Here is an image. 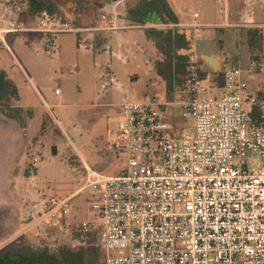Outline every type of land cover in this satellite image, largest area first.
Here are the masks:
<instances>
[{"label": "built area", "instance_id": "built-area-1", "mask_svg": "<svg viewBox=\"0 0 264 264\" xmlns=\"http://www.w3.org/2000/svg\"><path fill=\"white\" fill-rule=\"evenodd\" d=\"M126 3L104 5L100 28L151 27L132 21ZM30 7V0H0V46L9 48L10 35L41 33L52 45L82 31L69 17L47 10L31 15ZM256 75L258 91L249 82ZM186 78V98L174 105L192 130L171 137L158 98H126L114 142L126 166L110 177L88 168L86 184L68 196L40 193L28 217L38 224L42 248L57 251L64 238L79 246L90 240L96 220L75 224L69 217L73 198L92 187L102 190L92 206L105 264H264V66L254 59L247 69H227L220 88L204 81L191 49ZM253 108L261 114L257 123Z\"/></svg>", "mask_w": 264, "mask_h": 264}, {"label": "rangeland", "instance_id": "rangeland-1", "mask_svg": "<svg viewBox=\"0 0 264 264\" xmlns=\"http://www.w3.org/2000/svg\"><path fill=\"white\" fill-rule=\"evenodd\" d=\"M51 1L59 9L57 14L69 16L77 25H82L83 21L93 23L92 19L98 17V13L101 14L100 8L111 4V2H118V0ZM134 1L136 0H126L125 6L128 13L129 3ZM169 1L175 6L177 12L182 14L183 5L181 2L186 3L187 1ZM78 2H92L94 6L90 10L76 14ZM188 12L190 13V9ZM118 17L117 15V24L120 23ZM188 17L192 18L190 15ZM156 27L161 29L169 27V25H154L148 29H156ZM222 35L223 47L221 43L218 44L219 35L212 37L211 47L214 48L216 43L218 51L215 49L217 58L215 61H211L208 56L214 58L213 53L201 54L199 50V44L203 42V39H200L203 36V31L198 34L200 37L197 42L198 61L199 67L201 57L205 63L204 66L207 70L203 71L205 80H212V74H217L218 79L221 78L224 74L225 64L227 69L245 68L249 50H255V53L257 51L249 43L250 34L247 28H242L238 36H235L234 41L224 34ZM78 37L77 33L63 34L50 45L41 33L10 35L7 39L9 48L0 46V69L8 73L18 91L17 94L11 96V105L24 108L20 114L21 120L9 118L0 111V125L12 126L20 131L23 138L21 150L27 156L25 166L24 161L21 163L20 160L16 164L14 151L18 147V143L0 142V237L6 232L3 228L7 227L6 222L10 220L12 210L17 209V203L21 201L18 189L29 187L30 176L37 174L41 180L39 184L42 186L40 189V185L36 184V189L42 191L45 197H63L76 193L81 186L86 184L88 176L86 166L101 176L119 175L126 166V160L119 156L114 148L116 134L121 125L118 121L119 111L104 105L107 94L100 102L97 101V95L102 89V76L105 75H110L117 83L132 90H137V87H145L146 82L143 79L138 83L131 81L128 74L132 67L125 66L116 59L108 58L103 64L96 62L94 53L79 50ZM82 40L85 45L90 44L86 38ZM65 45L69 48V56L61 55ZM55 46L58 47L59 54L54 51ZM240 56L241 61L238 60ZM206 63L211 66L208 67ZM59 82L62 86L63 101H59L54 96L55 84ZM185 83H183L184 86ZM183 84L179 85L181 87L179 92L182 93H178V96L170 95V93L165 95L167 101L176 103L186 98ZM109 90H112L111 94L114 95L116 101L121 99L122 93L116 86L110 87ZM144 90L147 91L146 88ZM148 95L138 94L137 101L165 98L155 90L153 93L149 91ZM173 107H175L176 114L171 117L172 119H169V122L175 127V131L179 132V126L185 120L181 118L179 108L175 105ZM34 114L37 116L43 114V116L41 119L34 120ZM24 126H27L28 130H22ZM32 169L34 173H31ZM101 196L102 190H95L92 187L79 192L72 200L69 220L75 224L96 220L97 225L93 229V234L84 246L97 252L100 255V262L104 263L105 252L100 241L101 225L96 219L92 206ZM9 232L8 230L7 233ZM74 235L76 236L77 233ZM4 243V240H0V252L16 247L6 246ZM40 245L41 241L37 246L30 245V248H42ZM66 246L69 249L81 247L72 243Z\"/></svg>", "mask_w": 264, "mask_h": 264}, {"label": "crops", "instance_id": "crops-1", "mask_svg": "<svg viewBox=\"0 0 264 264\" xmlns=\"http://www.w3.org/2000/svg\"><path fill=\"white\" fill-rule=\"evenodd\" d=\"M167 1L180 20V23L177 24L176 26L180 29L187 30L188 35L190 37V44H191L190 50L191 49L195 50L197 56H198L197 42H199L198 40L200 38L198 34L200 33V31H203V36L200 38L203 39L202 40L203 42L199 44V50L201 54L202 53L208 54V52L213 53L212 55L214 56L215 59L213 57L208 56L211 59V61H215L217 58L216 43L214 48L211 47V40L213 35L220 36V38H218L219 39L218 44L220 45L221 43V46L223 47L224 44H223L222 34L229 37L230 40L234 41L235 36H238V33L242 28L244 29L245 28L248 29L249 27L261 28L262 29L261 45L259 48H256L257 49L256 53L255 50L252 49L249 50V52L247 53V59L245 61V68L243 69H247L249 67L250 62L254 59L259 61L260 64L264 66V45H263L264 44V0H175V1H187L186 3L181 2V4L183 5L182 14L177 12L175 6L172 5V3L169 0ZM92 7H90L89 10ZM189 9H190V13L188 12ZM79 13L80 12L76 14ZM189 15L192 16L191 19H189L188 17ZM97 16L98 17H96L94 20L92 19L93 23H91L90 21H83L81 22L82 25H77V23L73 20L75 26L81 28L82 31L68 32V33H77L79 35L77 39L79 50L86 53L88 52L94 53L96 62H99L100 64L105 63L108 58L110 60L116 59L120 61L123 65L132 67L131 72L128 74L131 81L138 83L143 79L146 82L145 87H137L136 88L137 90H132L117 83L115 79L110 75L102 76L103 84L100 93L97 95V101L100 102L101 99L104 97V95L107 94V98L105 100L104 105L109 108L118 109L120 114V118L118 121L122 123L121 106L124 100L126 98L128 99L132 98L137 100L138 94L148 95L149 91L150 93H153V91L155 90L158 91L161 96L163 95L165 97L163 99H159L162 102L161 111L163 118L166 120L168 119V121L169 119H172L171 117L176 114V112H174L175 107H173L174 102L167 101V96L165 95H167V93H170V95L178 96L179 94L182 93L179 92L181 87H179V85L178 86L176 85L172 92H169L167 90L165 81L158 75L156 69V61L161 57V55L158 52L154 41L148 39L146 35V29L131 28V29H122L117 31H107V30L105 31L100 28L103 27L102 26L103 22L100 21L99 13ZM147 24L150 25L151 27L155 25L153 23H147ZM155 26H162V25H155ZM174 26L175 25H169V27H174ZM84 38H86L90 42V44L88 45H90V47H93L92 51L90 49L84 50L85 48H82L80 46L81 44L85 45L82 40ZM68 49L69 48L67 45L63 46L64 52L63 54L61 53V55L69 56ZM54 51L57 54L60 53L58 47L56 46L54 47ZM200 60H201L200 69L204 79L203 71H207V70H206V66H204L205 63L202 60V57L200 58ZM238 60L241 61V56L238 57ZM206 64L208 65V67L211 66L208 63ZM226 71H227V66L225 64L224 74L221 78L218 79L217 74L214 75L212 74L211 78L213 81L211 79L209 80L204 79V80L208 84H216L220 88H223ZM111 78L113 79L112 83H110ZM249 82L251 88L254 91L259 90L260 77L258 75L250 77ZM106 83L108 84L106 85ZM112 86H116V88L120 90L122 93V97L119 101H116L114 99V95L111 94L112 90H109V88ZM61 87H62L61 82L55 84V90L57 88H60L61 90ZM144 88H146L147 90L146 92ZM55 90H54V96H56L59 99V101H63L62 91L60 95H56ZM146 99H148L147 96ZM144 101L142 100V102ZM42 116L43 114L38 116L34 114L33 119L34 120L39 118L41 119ZM181 118L184 119L183 117ZM184 120L185 121H183L182 124L179 126L180 127L179 132H176L175 127L172 125V129L169 131L168 135L171 137H180L185 132L190 131V127L192 128L190 120L187 119ZM4 126L0 125V142L2 143H8L10 141L12 143L17 142L18 147L16 148V151H14L15 161L16 164L17 161L19 160L21 163L22 161H24V166H25L26 165L25 159L27 158V156H25L21 150L23 146L22 145L23 138L20 134V131L16 128H13L12 126H8V125H6L5 127ZM22 130L24 131L28 130L27 126H24ZM85 168L88 171L89 166H86ZM33 176H34L33 177L34 181L31 178L32 176L29 177L30 184L28 188L18 189V193H20L19 198L21 201L17 203V207H16L17 209L12 210V213L10 214L11 215L10 220L6 222L7 227L5 226L3 228L4 231L6 232L0 237V240H4L5 242L4 244L6 246L13 245L16 246L17 248H25V247H30V245L32 244L37 246V244L40 241L41 243L43 242V240L41 239L42 237L38 236L36 233L38 224L35 223V220H32L31 218L28 217L29 212L31 210L32 202L37 201L39 199L38 195L42 193V191L36 189V184L38 186L41 180H39L37 174H34ZM103 177H110V176H103ZM39 185L41 189L42 185L41 184ZM8 230L10 231L9 233H7ZM61 241H63L62 244L63 243L65 244L64 246H66V244L69 243V239L64 238L61 239Z\"/></svg>", "mask_w": 264, "mask_h": 264}, {"label": "trees", "instance_id": "trees-1", "mask_svg": "<svg viewBox=\"0 0 264 264\" xmlns=\"http://www.w3.org/2000/svg\"><path fill=\"white\" fill-rule=\"evenodd\" d=\"M129 8V17L136 23L147 24L146 17L157 11L166 25H175L161 29H146L148 39L154 41L161 55L156 61L157 73L165 81L167 90L172 92L176 85L186 82L188 51L191 46L187 30L176 26L180 20L167 0H136L129 3ZM44 10L51 13L59 11L51 0H31L29 11L31 15ZM247 30L250 34V45L259 48L262 42V29L249 27ZM17 93V88L8 73L0 69V111L9 118L21 120L20 114L23 109L12 106L10 100L11 96ZM251 118L254 123L261 120L257 108H253ZM99 259L100 255L86 246L76 249L61 246L57 251L47 248L14 247L0 252V264H105V258L104 263Z\"/></svg>", "mask_w": 264, "mask_h": 264}, {"label": "water", "instance_id": "water-1", "mask_svg": "<svg viewBox=\"0 0 264 264\" xmlns=\"http://www.w3.org/2000/svg\"><path fill=\"white\" fill-rule=\"evenodd\" d=\"M77 5H78V8L75 11L76 13L89 9L90 7H92L94 5V3H92V2H78ZM145 21L147 23H153L155 25H163L164 24V20L161 18L160 13H158L157 11H155L151 15H148L146 17Z\"/></svg>", "mask_w": 264, "mask_h": 264}]
</instances>
